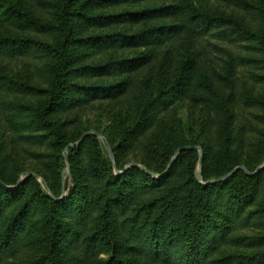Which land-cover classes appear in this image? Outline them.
<instances>
[{"label": "trees", "instance_id": "trees-1", "mask_svg": "<svg viewBox=\"0 0 264 264\" xmlns=\"http://www.w3.org/2000/svg\"><path fill=\"white\" fill-rule=\"evenodd\" d=\"M138 2L145 6L137 11L104 13ZM119 23L122 30L95 34ZM206 40L215 48L238 47L229 63L252 81L243 91L234 86L223 99L215 82L201 76L189 53ZM126 46L148 48L142 65L153 59L151 50H164L159 69L139 77L130 74L137 68L126 65L130 60L83 66L98 50ZM27 57L44 71L45 85L8 77L0 86V118L12 134L7 146L0 130V264H264V168L255 172L264 159V0H55L44 16L0 0V62ZM109 75L118 82L86 89L77 83ZM188 86L209 114L207 143L182 138L166 124L172 101ZM123 94L132 99L130 124L111 142L122 172L97 136L88 135L68 150L71 186L61 197V151L69 142L57 116L87 98ZM23 97L34 101L23 107ZM232 102L249 109L254 121L238 122ZM152 129L149 154L135 160L144 168L124 169V156ZM246 137L253 140V160L245 155ZM19 144L35 150L37 163L55 164L53 181L39 166L20 165ZM196 145L202 156L191 148ZM240 164L253 173L236 170L209 182ZM23 171L43 182L28 176L18 183Z\"/></svg>", "mask_w": 264, "mask_h": 264}, {"label": "rangeland", "instance_id": "rangeland-1", "mask_svg": "<svg viewBox=\"0 0 264 264\" xmlns=\"http://www.w3.org/2000/svg\"><path fill=\"white\" fill-rule=\"evenodd\" d=\"M8 3H21L25 6H28L31 8V10H34L36 13H39L41 15H49L53 8V4L55 3V0H5ZM145 3H136L131 7H125L117 5L112 8L105 9L104 13L106 14H114L118 12L126 11L125 8H127L128 12L130 11H137L144 7ZM123 24H115L112 26H109L107 28H101L100 30H95L96 33L100 34H106L108 32H112L115 30H122L124 27H122ZM133 30V29H132ZM90 34V32H88ZM51 43H55V41H52ZM223 49L215 48L213 44L208 43V40H206L203 43V46L199 47H193L189 53V55L192 53V59H196L197 66L199 68V72L201 76L205 79L210 78L213 82H215V89L219 92L220 96L225 99L228 94L231 92L230 90L233 89L234 86H237L236 92L243 91V87L247 86V84L252 83L251 80H249L247 76L246 70L242 66H233L229 63L230 57H235L240 54V51L238 47H235L234 45H226L223 44ZM174 47V46H170ZM145 48L140 47H119L115 49H104V50H98L97 53H93L89 56H87V60L83 62V66H87L90 68L91 66H94L96 64H104L105 62H111V61H121V60H130L131 64H126L129 66L136 65L137 68L133 69L134 72H131L132 75H138L139 77H144L148 75L150 72H156L159 69V60L161 59V55L164 53V50L155 49L151 50V54L153 59L149 62H144V65H142L141 62L138 61L139 57L141 56H147L148 52ZM150 50V49H149ZM86 51V50H85ZM183 52L188 53L187 51L183 50ZM181 53V52H180ZM85 54V52H83ZM185 59V57L181 56ZM141 64V66H139ZM0 68L3 70L0 72V86L1 82L5 81L9 78H20L21 81H24L25 83L34 84L35 80H38V85H45L46 77L45 73L39 72L40 67L39 64L34 60V58L27 57L24 59H16V60H4L0 62ZM7 76V77H6ZM28 79V80H27ZM28 81V82H27ZM30 81V82H29ZM118 82V79L115 78V76H104L99 77L96 79H78L77 83L80 87H83L86 89L87 86H90L89 88L94 87V85L98 84H113ZM247 83V84H245ZM86 94L84 91L82 92ZM193 91L191 87L184 88L179 95L177 99H174L172 101V105L169 107V110L172 109V111L169 114V117L166 120L167 126H176L177 127V133L181 134L182 138H191L193 140H197V142H203L207 143L209 141V137L207 136L209 129L207 128V121L209 118V114L207 110L202 106L196 104L195 101H193L192 95ZM34 101V99H30L28 97H23L21 99V104L23 107L29 105L31 102ZM132 101V99L128 95H120L117 98L113 99H100L98 97L93 98L90 97V99H86L83 101L82 105L78 106H72L66 111H64L62 114L57 116V119L59 122H61L64 125V129L66 132V139L69 142L67 146H65L61 151V160H60V168L59 172L62 176V186L63 191L62 195L66 196L69 193V189L71 186V164L69 161V148L78 146L82 142L83 136L86 137L88 135H96L98 140L101 143L102 151L105 155V157L112 162L114 165V168L116 165L115 162V156L114 151L111 145V142H113L117 138V131L121 128H125L128 124H130V115L128 113L129 104ZM234 105H232V110L237 113V121L246 123L247 119L249 118L250 121H254L252 114L250 113L249 109H244L242 106H237L235 102H232ZM8 107H15L14 105H10ZM0 108H2V105H0ZM165 124V125H166ZM248 136H252V132L250 129V124L248 123ZM0 130L3 135V139L6 142L7 146H10L12 144V134L10 131V127L8 123L4 120L3 115L0 118ZM207 132V133H206ZM148 138L142 142V145L139 146L138 150L131 151L127 153L122 162L127 161L124 169L129 168L133 164L136 163L135 160L140 161L141 158H143L145 155H147V151L149 154V147L150 143L152 142V137L156 136L155 131L152 129L148 132ZM147 137V136H146ZM84 139V138H83ZM253 140H249L248 137H246L244 144H246V147L244 146V150L246 151L245 155L247 154V157H250L251 160L255 158L254 155V146H253ZM26 148H23V146ZM19 144L16 147H20L24 150V152L21 154L19 153V156L17 157V161L20 163V165L25 168L26 170L29 168L37 167L42 168L45 170V172L49 173L48 178L53 181L52 177V169L54 168L55 164L50 163V161H47L49 159H45L43 163H37L36 157L34 155L35 150L31 147L27 146L26 144ZM190 146H186L184 148H189ZM196 147L197 151L199 152V155H203L202 147L200 145L192 146ZM257 147V145H255ZM250 150V151H249ZM245 155H243L241 158L242 160L245 159ZM254 163V162H253ZM36 164V165H35ZM138 166L144 168L142 164L137 163ZM155 166V165H154ZM243 167H245L243 164H240L236 166L233 170L236 168H239L238 170H244ZM246 168V167H245ZM261 168H264V159L257 164L255 167V172L260 170ZM248 172L247 174H252L248 168H246ZM150 173H152L150 170H148ZM31 174H29V173ZM116 173L122 172L121 170L115 169ZM197 173L198 178L201 179L202 176V164L198 163L197 166ZM230 173V172H229ZM228 173V174H229ZM36 174L37 176H35ZM155 174V173H154ZM159 173H156L155 176H159ZM227 174L219 177L224 178ZM28 176H34L37 178L40 182H43V178L33 171H23L20 174L19 181L25 179ZM218 178V179H219ZM215 180V179H213ZM224 180V179H223ZM211 181V180H210ZM67 184V187H66ZM44 187L49 192L51 196H53V192L46 183H44Z\"/></svg>", "mask_w": 264, "mask_h": 264}, {"label": "water", "instance_id": "water-1", "mask_svg": "<svg viewBox=\"0 0 264 264\" xmlns=\"http://www.w3.org/2000/svg\"><path fill=\"white\" fill-rule=\"evenodd\" d=\"M83 138H84V136H83ZM83 138H82V140H83ZM190 148V147H189ZM191 148H196V147H191ZM181 149H179L178 151H180ZM201 163V162H200ZM136 165H137V163H135ZM115 169H117L116 168V166H115ZM239 168H236L235 170H233V171H231L229 174H227L224 178H219V179H215V180H211V181H209L210 183H216V182H220V181H222L223 179H226V178H228L230 175H232L236 170H238ZM243 169H244V171L245 172H248L247 171V169L245 168V167H243ZM29 173V172H28ZM29 174H31V173H29ZM35 176H37L36 174H34ZM18 183H21V180L18 182Z\"/></svg>", "mask_w": 264, "mask_h": 264}]
</instances>
